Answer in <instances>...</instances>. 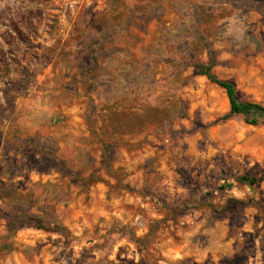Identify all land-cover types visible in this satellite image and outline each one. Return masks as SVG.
Instances as JSON below:
<instances>
[{
  "label": "rangeland",
  "instance_id": "obj_1",
  "mask_svg": "<svg viewBox=\"0 0 264 264\" xmlns=\"http://www.w3.org/2000/svg\"><path fill=\"white\" fill-rule=\"evenodd\" d=\"M200 64L264 105V0H0V264H264V124Z\"/></svg>",
  "mask_w": 264,
  "mask_h": 264
},
{
  "label": "trees",
  "instance_id": "obj_2",
  "mask_svg": "<svg viewBox=\"0 0 264 264\" xmlns=\"http://www.w3.org/2000/svg\"><path fill=\"white\" fill-rule=\"evenodd\" d=\"M213 65L200 64L197 66V72L226 92L230 103V113L224 118L230 119L236 116H243L245 123L248 125L258 126L261 122L264 124V105L258 102L242 100L234 81L221 80L212 74ZM239 181L250 186L256 184L255 179H248L247 177H241Z\"/></svg>",
  "mask_w": 264,
  "mask_h": 264
},
{
  "label": "crops",
  "instance_id": "obj_3",
  "mask_svg": "<svg viewBox=\"0 0 264 264\" xmlns=\"http://www.w3.org/2000/svg\"><path fill=\"white\" fill-rule=\"evenodd\" d=\"M37 4L42 3L43 0H35ZM42 12L40 7L28 8L26 10H22L17 13L14 19L11 21L12 31L11 33H6L4 42L8 44L10 47H18V44L26 43L28 38L27 35L30 32V28L36 26L40 28V23L42 20L39 16H42Z\"/></svg>",
  "mask_w": 264,
  "mask_h": 264
}]
</instances>
